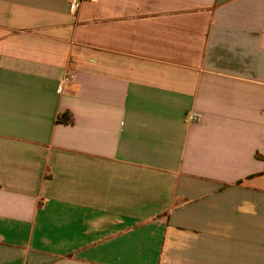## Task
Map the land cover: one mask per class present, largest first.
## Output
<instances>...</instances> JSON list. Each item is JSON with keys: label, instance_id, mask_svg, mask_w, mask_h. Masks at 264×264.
<instances>
[{"label": "crops", "instance_id": "crops-1", "mask_svg": "<svg viewBox=\"0 0 264 264\" xmlns=\"http://www.w3.org/2000/svg\"><path fill=\"white\" fill-rule=\"evenodd\" d=\"M0 264H264V0H0Z\"/></svg>", "mask_w": 264, "mask_h": 264}, {"label": "built area", "instance_id": "built-area-1", "mask_svg": "<svg viewBox=\"0 0 264 264\" xmlns=\"http://www.w3.org/2000/svg\"><path fill=\"white\" fill-rule=\"evenodd\" d=\"M77 0H73L74 3H76ZM74 74L73 73H69L66 76H64V78L60 81L59 83V92L62 91L64 89V86L66 84L72 83L74 80ZM194 116H192L191 118H193Z\"/></svg>", "mask_w": 264, "mask_h": 264}]
</instances>
